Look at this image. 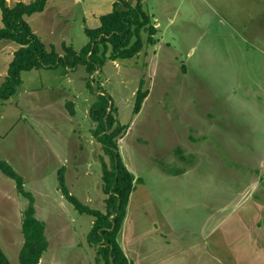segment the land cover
<instances>
[{
  "label": "rangeland",
  "instance_id": "obj_1",
  "mask_svg": "<svg viewBox=\"0 0 264 264\" xmlns=\"http://www.w3.org/2000/svg\"><path fill=\"white\" fill-rule=\"evenodd\" d=\"M116 1L50 0L26 20L49 51L64 55L66 44L80 52L90 41L85 29L98 28ZM140 1L157 30L155 46L143 31L138 56L108 60L94 74L85 66L26 71L16 93L0 99V160L33 197L0 171V247L11 264H20L31 204L49 241L40 264H102L88 242L94 218L59 189L65 168L70 193L105 210L110 156L90 116L102 93L116 125L129 127L118 152L143 180L119 235L128 259L264 264V0ZM18 47L0 41V86ZM142 82L149 96L135 115Z\"/></svg>",
  "mask_w": 264,
  "mask_h": 264
},
{
  "label": "trees",
  "instance_id": "obj_2",
  "mask_svg": "<svg viewBox=\"0 0 264 264\" xmlns=\"http://www.w3.org/2000/svg\"><path fill=\"white\" fill-rule=\"evenodd\" d=\"M50 0H32L30 3L19 2L9 7L7 0H0L2 25H0V41H11L19 46L14 53V59L9 65L6 80L0 86V99L9 100L18 86L22 84V73L31 70H55L64 68L74 71L79 66H85L94 74L108 61L132 59L138 56L143 48L142 32L148 31V44L155 46L154 36L157 30L151 26V19L143 9V4L137 0L135 4L129 0H117L114 10L100 18V26L95 29H85L90 39L89 43L77 52L71 46L63 44L64 55L49 51L33 31L27 17L43 13ZM143 82L136 96L134 114L140 113L143 103L149 96V91H143ZM97 101L91 108V119L97 123L95 135L106 148L110 163H103L104 189L108 196L104 211L92 209L73 196L66 184L65 168L59 170V189L63 197L81 214L94 218L93 226L88 234V242L97 250V259L102 264H133L128 259L119 242V235L124 226L136 184H142L124 164L118 152L117 139L129 127L116 125L115 108L109 95H97ZM184 160L181 150L177 151ZM0 171L16 181L17 189L31 202L33 197L24 190V179L6 161L0 160ZM22 233L24 245L20 252V264H40L44 253L49 248L46 237V225L36 217L33 204L24 210ZM264 225V219H263ZM0 264H11L0 247Z\"/></svg>",
  "mask_w": 264,
  "mask_h": 264
},
{
  "label": "crops",
  "instance_id": "obj_3",
  "mask_svg": "<svg viewBox=\"0 0 264 264\" xmlns=\"http://www.w3.org/2000/svg\"><path fill=\"white\" fill-rule=\"evenodd\" d=\"M17 3H19V2H17ZM17 3H16V4H17ZM48 3H49V2H48ZM16 4H15V5H16ZM15 5H14V4H8L9 7H14ZM47 5H48V4H47ZM46 7H47V6H46ZM44 12H45V11H44ZM39 14H41V13H39ZM36 15H37V14H36ZM26 19H27V18H26ZM31 27H32V26H31ZM18 48H19V47H18ZM18 48H17V49H18ZM15 51H17V50H15ZM15 51H13V52H15ZM132 194H133V193H132ZM131 196H132V195H131ZM124 245H125V244H124ZM212 264H215V263L213 262Z\"/></svg>",
  "mask_w": 264,
  "mask_h": 264
}]
</instances>
